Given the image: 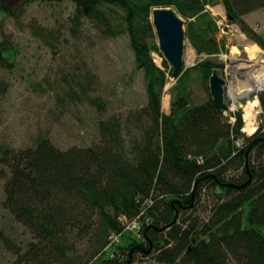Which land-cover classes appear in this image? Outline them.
I'll list each match as a JSON object with an SVG mask.
<instances>
[{"label": "trees", "instance_id": "16d2710c", "mask_svg": "<svg viewBox=\"0 0 264 264\" xmlns=\"http://www.w3.org/2000/svg\"><path fill=\"white\" fill-rule=\"evenodd\" d=\"M73 1L74 31L87 18L106 36L127 34L134 63L143 71L148 120L138 125L140 135L130 130L128 139L119 121L101 120L99 142L84 147L60 149L45 136L17 150L0 145L5 206L39 238L38 252L30 243L33 264H264V124L246 135L241 109L225 115L211 96L191 104L184 87L191 79L207 82L222 65L210 59L223 47L206 8L214 0ZM220 1L227 21L264 48L244 19L264 7V0ZM161 6H174L187 20V39L206 55L170 86L169 113L161 110V96L172 68L164 59L166 72L152 55H162L151 18ZM0 12L15 14L7 0H0ZM15 54L13 42L2 37L0 98L8 89L2 70L14 67ZM84 79L91 85L93 74L85 71ZM256 94L264 105V92ZM88 100L105 106L99 98ZM208 192L216 197L209 213L181 218L198 209ZM121 217L135 219L139 230ZM71 236L89 237L88 247L80 252ZM0 238L7 240L1 228Z\"/></svg>", "mask_w": 264, "mask_h": 264}, {"label": "rangeland", "instance_id": "374dc122", "mask_svg": "<svg viewBox=\"0 0 264 264\" xmlns=\"http://www.w3.org/2000/svg\"><path fill=\"white\" fill-rule=\"evenodd\" d=\"M7 1L15 14L0 12V39L8 37L16 46V54L13 59L14 67L2 70L8 89L0 98V145L17 150L33 146L35 139L45 136L60 149L84 147L99 142L98 123L101 120L119 121L118 126L121 127L124 139L129 138L130 130L131 134L140 135L138 125L148 120L142 110L147 105V94L143 71L134 63L127 34L106 36L87 18H81V27L74 31L71 22L75 8L73 0ZM169 7L176 12L174 6ZM206 8L218 25L214 36L223 45L220 52L210 59L216 64H222L215 69L225 79L224 100L228 106L234 102V110L241 109L243 120L245 109L251 108L255 129L248 132L242 128L246 135H250L264 124V105L256 94L264 92V89H254L247 95L232 100L228 93L232 80L228 74L229 58L239 53L245 54V49L249 50L253 45L263 51L264 48L243 32L238 24L227 21L220 0L208 3ZM180 17L184 20L186 30L187 20ZM244 18L264 40V7L246 13ZM233 46L237 47L238 52L232 51ZM184 48L185 63L186 56L194 53L193 62L186 63V68L205 55L203 52H196L186 34ZM164 59L162 53L160 67L166 71ZM155 60L156 63L159 62L158 56ZM166 62L169 65L167 60ZM87 70L93 74L91 85H87L84 79V72ZM166 76L169 88L176 83L177 78L171 79L168 73ZM238 81L240 85L236 84L237 87L247 86L246 80L238 77ZM184 87L191 104L211 96L208 81L191 79ZM71 91L82 93L73 96ZM166 94L164 86L161 110L169 113L171 94L169 92V98H165ZM89 98H99L105 106L92 105ZM5 167L7 166L3 165L2 169ZM5 197L3 179L0 176V228L3 237L7 239L5 242L0 238V263L33 264L36 260L29 250L32 247L37 252L41 249L37 247L39 238L14 218L5 206ZM208 199L205 197L198 209L181 213V218L209 213L216 197L208 192ZM71 240L75 241V246L82 252L88 247L90 239L71 236L69 241ZM30 243L34 246L31 247ZM155 253H150L148 259L153 261ZM40 259L38 256V260Z\"/></svg>", "mask_w": 264, "mask_h": 264}, {"label": "water", "instance_id": "95a60500", "mask_svg": "<svg viewBox=\"0 0 264 264\" xmlns=\"http://www.w3.org/2000/svg\"><path fill=\"white\" fill-rule=\"evenodd\" d=\"M152 24L157 38V44L172 71L171 77L178 78L186 68L184 61V20L171 7H155L152 10ZM209 93L217 108L228 107L224 100L225 79L217 69H213L209 78Z\"/></svg>", "mask_w": 264, "mask_h": 264}, {"label": "bare ground", "instance_id": "6f19581e", "mask_svg": "<svg viewBox=\"0 0 264 264\" xmlns=\"http://www.w3.org/2000/svg\"><path fill=\"white\" fill-rule=\"evenodd\" d=\"M251 47L253 48H249V50L245 47V54L239 53L229 58L230 65L228 66V74L231 75L232 80L230 81L228 93L232 100L239 96L247 95L254 89H264V51L256 48L255 45ZM232 51L238 52L237 47L233 46ZM193 58L194 53L191 52L186 56V63L191 64L193 62ZM238 77L242 78L244 81L246 80L247 86L243 88L237 87L236 84L240 85ZM168 82L165 85V92L167 93L165 98H169ZM233 106H235V103H233ZM253 116L251 108H246L244 114L245 124L243 126L245 131H254L255 126Z\"/></svg>", "mask_w": 264, "mask_h": 264}, {"label": "built area", "instance_id": "2783aa9c", "mask_svg": "<svg viewBox=\"0 0 264 264\" xmlns=\"http://www.w3.org/2000/svg\"><path fill=\"white\" fill-rule=\"evenodd\" d=\"M152 55H153V60H154L155 62H156L155 57L158 56V61H159V62H157V63L159 64L160 61H161V57L159 56V54H157L156 52H153ZM257 90H259V89H257ZM233 103H234V102H232L231 105L228 106V108L230 109L229 111H234L235 106H233ZM121 220L127 222V227H128V228H130V229H132V230L136 229V231L139 230V224H138V222H137L135 219L130 220V221H127L124 217H121ZM116 237H117V236H114V238H116ZM110 245H111V241L108 243L107 246H110Z\"/></svg>", "mask_w": 264, "mask_h": 264}, {"label": "crops", "instance_id": "0c3cea01", "mask_svg": "<svg viewBox=\"0 0 264 264\" xmlns=\"http://www.w3.org/2000/svg\"><path fill=\"white\" fill-rule=\"evenodd\" d=\"M245 19V18H244ZM248 23V22H247Z\"/></svg>", "mask_w": 264, "mask_h": 264}]
</instances>
